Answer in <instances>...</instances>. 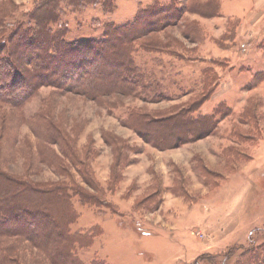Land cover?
<instances>
[{"label": "rangeland", "instance_id": "374dc122", "mask_svg": "<svg viewBox=\"0 0 264 264\" xmlns=\"http://www.w3.org/2000/svg\"><path fill=\"white\" fill-rule=\"evenodd\" d=\"M0 9L9 35L20 26L30 36L35 14L58 20L50 28L68 44L93 47L113 29L111 41L135 43L141 96L116 88L90 100L62 90L73 76L55 71L61 63L38 69L41 83L24 71L23 44L9 56L21 88L36 89L0 102V170L67 187L76 264H235L252 249L264 261V0H0ZM96 66L118 87L134 83L118 75L116 55ZM217 112L211 130L190 119ZM9 255L65 264L23 237L0 238V264Z\"/></svg>", "mask_w": 264, "mask_h": 264}, {"label": "trees", "instance_id": "16d2710c", "mask_svg": "<svg viewBox=\"0 0 264 264\" xmlns=\"http://www.w3.org/2000/svg\"><path fill=\"white\" fill-rule=\"evenodd\" d=\"M161 11L165 12L166 10ZM148 13L152 12L149 11ZM5 15L3 9H0V102L4 103L10 100L8 103L11 104L14 97L10 92L26 97L36 89V86L31 87L29 84L27 89L23 90L21 88V86L24 88L26 84L23 85V83H27V80L20 75L17 64L13 63L9 57H12L14 52L17 54V51L12 49L14 44L19 45L20 43L23 44L22 47L27 51L26 55L31 58L26 62L24 61V71L26 73H30V71H26L27 69L32 70V73L36 71L37 79L41 83L43 79H46V76L39 75L38 69L45 67V63L49 66V64L56 62L64 65L63 68H65V65L68 68L69 65H75L77 66L76 70L78 69L76 73H73V69L65 68L63 72V68H55V71L59 70L64 75V78L66 77L65 79L73 76V79L68 81L70 83L64 86L62 90L66 88L72 94L86 95L90 97V100H97L101 97L115 94L116 88H119L117 94L135 93L141 96L135 78L138 76V72L132 57L135 43L130 39L111 41L110 39H112L111 36L115 29L111 32L109 30L106 31L105 35L109 39L108 41L94 43L93 47H91L90 44L92 42L68 44L65 41L66 34L64 32H59L60 30L54 32L50 28L52 21L56 24L58 20L54 17H48L49 19L35 18V14L29 16L30 20L36 24V27L31 30L32 34L30 36L28 32L30 28L24 30L20 26L17 31L9 35L7 30L10 27L5 24L9 16ZM97 47L98 50H96ZM105 50L107 54H103ZM114 55L120 58L121 67L118 75L130 73L133 75L134 83H127L126 86L122 84L121 87H118L120 84H113L112 82L120 77L116 78L114 74L111 75L112 77L110 75L101 76L95 72L98 60H106V58ZM45 60H48V62H45ZM9 70L10 72L8 73L7 71ZM14 73L16 74L15 76H13ZM204 74H209V71L207 70ZM7 79H12L8 85L9 91L5 89V81ZM206 80L208 79L205 78L204 84L207 83ZM109 84H113L116 87L110 89L107 86ZM53 86L59 89V86ZM105 89L110 90L105 93ZM20 90L23 91L21 92ZM209 95L206 94L189 114L192 115L198 112L201 106L210 98ZM218 114L217 112L213 115H203L195 119L190 117V119L191 121L195 120L196 123H202V125L211 130L214 127V123H216L215 117ZM180 129H188L190 133L194 131L185 124ZM68 192L65 185L55 184L45 188L37 184H29L25 181L14 179L0 170V238L23 237L35 246L43 247L46 252L49 251L50 256H53L50 259L53 258L56 261L59 256L60 259L65 261V264H76L74 246L79 243L69 233L70 225L74 223L75 216L69 203L71 198L68 196ZM74 196L79 197V199H85L86 202L88 201L90 204L95 205L93 204V198L86 200V197L79 192H75ZM54 203L55 206L60 205L63 208L61 210H52ZM4 221H7L6 224L8 225H5ZM243 256L244 260L241 262L237 261L235 264H258L261 254L252 249ZM223 257L227 258V255H223ZM5 260H8V264H16L10 255ZM260 264H264V261Z\"/></svg>", "mask_w": 264, "mask_h": 264}]
</instances>
